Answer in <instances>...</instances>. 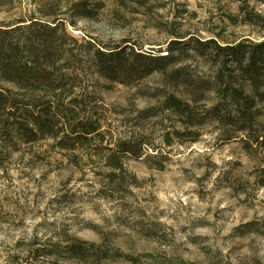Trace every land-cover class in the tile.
<instances>
[{"label":"rangeland","instance_id":"rangeland-1","mask_svg":"<svg viewBox=\"0 0 264 264\" xmlns=\"http://www.w3.org/2000/svg\"><path fill=\"white\" fill-rule=\"evenodd\" d=\"M101 1L96 20L73 19L71 35L162 55L170 42L191 37L220 45L264 40V0ZM188 54L176 67L200 77L213 73L209 62ZM84 86L104 103L116 137L141 134V154L125 155V171L110 183L98 173L106 172L100 164L51 140L3 153L0 264H20L35 250L74 241L93 254L108 252L102 264H264V189L253 184L264 152L244 147L246 134L206 126L197 142L174 138L167 146L164 133L179 127L171 116L135 119L137 111L159 106L158 74L129 87L87 74Z\"/></svg>","mask_w":264,"mask_h":264},{"label":"trees","instance_id":"trees-1","mask_svg":"<svg viewBox=\"0 0 264 264\" xmlns=\"http://www.w3.org/2000/svg\"><path fill=\"white\" fill-rule=\"evenodd\" d=\"M63 1L0 0V14L5 15L0 18V169L6 151L51 140L59 150L100 164L106 172L98 173L111 183L125 171V155L141 154V134L116 137L104 103L84 86L87 74L125 87L158 74L163 84L155 96L161 98L159 106L137 111L135 119L171 116L179 127L164 133L167 146L174 138L195 143L203 127L213 126L228 136L246 134L249 143L244 147L252 144L264 152V124L259 122L264 117V40L220 45L191 37L170 42L166 55L146 54L127 42L92 44L78 40L68 28L75 27L74 18L96 20L104 3ZM146 1L130 0L138 5ZM245 17L259 20L257 15ZM188 51L209 62L213 73L200 77L176 67L184 56L190 57ZM253 177V184L264 189V164ZM85 245L55 243L28 254L20 264H64L61 257L80 264L109 259L108 252L93 254Z\"/></svg>","mask_w":264,"mask_h":264}]
</instances>
